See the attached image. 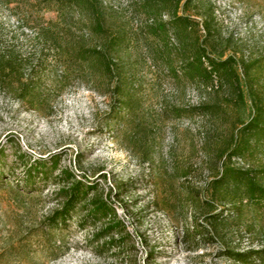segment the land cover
Instances as JSON below:
<instances>
[{"label": "rangeland", "instance_id": "rangeland-1", "mask_svg": "<svg viewBox=\"0 0 264 264\" xmlns=\"http://www.w3.org/2000/svg\"><path fill=\"white\" fill-rule=\"evenodd\" d=\"M92 3L101 31L87 9L59 0H0V50L15 68L0 81V264H241L224 250L261 247L264 203H240L233 184L225 193L211 182L227 161L264 186V130L244 133L241 154L220 157L250 96L238 109L227 86L198 88L183 63L197 40L211 56L233 57L264 120V0H191L178 11L191 19L185 30L159 0ZM53 23L63 51L38 38ZM117 35L106 52L111 73L71 50L103 48ZM21 84L29 102L18 98ZM201 102L221 108L203 114ZM54 159L47 178L24 185L27 167ZM61 169L107 195L123 224L114 235H127L120 247L91 241L101 223L80 226V206L64 226L49 225Z\"/></svg>", "mask_w": 264, "mask_h": 264}, {"label": "trees", "instance_id": "trees-1", "mask_svg": "<svg viewBox=\"0 0 264 264\" xmlns=\"http://www.w3.org/2000/svg\"><path fill=\"white\" fill-rule=\"evenodd\" d=\"M61 4H66L70 7H75L78 12L84 14L85 9L92 14V27L95 30L101 31L102 24L100 17L97 15L95 6L92 0H59ZM96 1V0H95ZM162 8L172 6L171 13L173 22L182 26V29L189 27L191 19L188 15H179L180 9L184 10L186 4L191 0H159ZM88 7V8H87ZM84 8V10H83ZM89 14V13H88ZM58 23H53L51 26L41 28L39 30L38 38L52 39L57 42L59 50L63 51L65 45L58 43V33L61 31L58 28ZM162 28L163 24L158 25ZM198 27V24L196 25ZM203 30L206 35H210V24L208 21L202 22ZM120 40V37L113 36L106 46L100 48L99 46L92 48H85L79 46L76 49H71L73 52L82 56L84 59H89L91 64H98V68L103 72L111 73L112 67L106 56L107 48L114 47V45ZM66 51H70L68 47H65ZM193 55L186 58L183 63V72L190 80H192L198 88H222L224 85L230 90V102L238 109H246V99L250 96L252 103L251 109L247 111V117L245 120L239 119L241 125L235 130L229 139L227 145L221 149L220 157L226 155L227 160H230L233 156L241 154L244 149L247 148L250 140L244 133L247 131L264 130L263 117L260 106L257 103L255 92L246 90V85H243L244 81L237 68L236 60L229 56L222 58V54L218 56H211L205 51V47L201 42L194 41L192 43ZM13 54L11 51L0 50V81L6 82V78L10 73L15 72L14 65H12ZM245 74L248 71V67L244 66ZM10 71V72H9ZM10 84V82H9ZM118 88V87H115ZM28 87L25 84H21L18 90V98L22 101L29 102L27 98ZM117 93H120L118 89ZM118 104L121 108H127L129 105L128 100L118 99ZM255 107V108H254ZM198 108L203 114H215L221 108L217 103L201 102ZM57 159L52 161V167H46L43 162H38L32 167H27L26 175L24 176V185H29L35 176H48L51 171L57 169ZM31 166V165H30ZM56 185L58 186L56 195L61 199L60 203L54 208L47 217L49 225L51 227H62L66 224L67 220L71 217V213L77 208L81 207L83 216L79 221L80 226H85L88 222L96 225L100 222L101 225L97 227L92 234L91 241L93 243L101 242L100 246L106 245L109 248H118L121 246V242L124 241L125 236L118 237L114 235L123 228L122 222L118 219V213L116 208L108 201L107 195L97 191L96 185L86 183L83 179L73 174L68 169H61L57 175ZM212 186L214 190L224 191L228 193V189L232 186L237 189L236 196L240 200V203L244 199L255 200L264 203V186L263 184L251 175L248 171L235 169L231 167L227 161H223L221 171L215 179L212 180ZM223 188V189H222ZM192 205L191 203H189ZM101 221H104L102 223ZM227 258L232 261L241 264H264V241L261 247L257 249L235 250L225 249L223 253Z\"/></svg>", "mask_w": 264, "mask_h": 264}]
</instances>
